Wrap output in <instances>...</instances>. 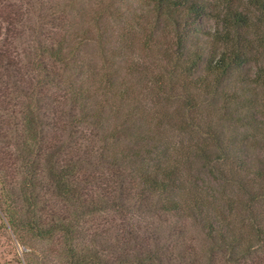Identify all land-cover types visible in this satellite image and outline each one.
Returning a JSON list of instances; mask_svg holds the SVG:
<instances>
[{
	"label": "trees",
	"instance_id": "1",
	"mask_svg": "<svg viewBox=\"0 0 264 264\" xmlns=\"http://www.w3.org/2000/svg\"><path fill=\"white\" fill-rule=\"evenodd\" d=\"M0 211L61 264H264V0H0Z\"/></svg>",
	"mask_w": 264,
	"mask_h": 264
},
{
	"label": "rangeland",
	"instance_id": "2",
	"mask_svg": "<svg viewBox=\"0 0 264 264\" xmlns=\"http://www.w3.org/2000/svg\"><path fill=\"white\" fill-rule=\"evenodd\" d=\"M84 6V14L91 16L93 10L92 4L89 1H81ZM15 8H18L19 3H13ZM108 22H111L110 20ZM123 22H113L110 24L114 30L108 31L109 37L119 39V35H123ZM198 26L204 31H213L215 21L210 18H203L198 23ZM132 59L139 60L137 51L132 53ZM260 155V152H257ZM1 158H6L1 154ZM11 172H16V165H10ZM96 223H104V220L98 219ZM60 245L57 241L41 242L34 240L26 234L15 235L5 220L0 211V264H61Z\"/></svg>",
	"mask_w": 264,
	"mask_h": 264
}]
</instances>
